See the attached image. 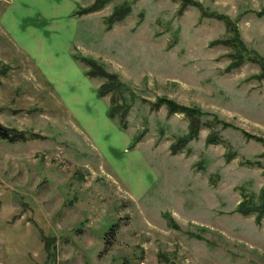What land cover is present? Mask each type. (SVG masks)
Returning <instances> with one entry per match:
<instances>
[{"label":"rangeland","instance_id":"1","mask_svg":"<svg viewBox=\"0 0 264 264\" xmlns=\"http://www.w3.org/2000/svg\"><path fill=\"white\" fill-rule=\"evenodd\" d=\"M95 2L0 0V264H264V0Z\"/></svg>","mask_w":264,"mask_h":264},{"label":"trees","instance_id":"2","mask_svg":"<svg viewBox=\"0 0 264 264\" xmlns=\"http://www.w3.org/2000/svg\"><path fill=\"white\" fill-rule=\"evenodd\" d=\"M109 1H111V0H96L95 4H93L92 6L87 8L86 11L85 10L84 11L85 12H96L101 7H104ZM180 1H181V4H180V9H179V14L182 15L183 12L185 11V9L189 6H191L192 3H191V0H180ZM193 5L200 9V13H202V17H206L207 16L206 13L211 14V13H209L208 9L205 8L204 6H202L201 4H193ZM130 12H131V8L129 6H127L125 8L124 7L117 8L114 11V13L112 15H110L108 17V19L106 20L108 28H110L113 23L121 21L123 18H125V16L130 14ZM217 16L220 19L224 20V22L228 25L230 31L235 30V23H233L227 16H225V18L222 15H220V16L217 15ZM236 31H237V29H236ZM219 42H221V41H215V42H212L211 44L216 45V44H219ZM231 47L233 48V50L231 51L230 56L232 57L231 63L233 62L234 68L240 66V64H242L243 62L249 61V60H255V61L259 62L260 64H264V61H263L262 57L258 54V52L254 49H251L246 44V42H244V40L241 38L239 31H238V35H236V37H234V42L232 43ZM263 68H264V66H263ZM230 70H231V68L228 69V71H230ZM89 74H91V72ZM110 77H111L112 81H110L107 84H104L100 87L99 92L102 96H106V95H109L111 93L116 95L119 92V91H117V93H115V90H116V86H117V88L121 87V84L119 83L118 79H116V76H110ZM123 92H124V90L122 89V90H120L119 93H123ZM112 101H113L112 102V109H111L112 116L115 115V112L117 111L118 107L124 108V109L126 108V105L125 104L123 105V103L120 104V106L119 105L117 106V104H118L117 99L114 98V96H112ZM165 101L167 102L165 104L168 105V108H170L169 113L175 114L177 112H180V113H184L187 117H189V119H199V114L197 113L196 110L189 109L185 106H181L172 100L166 99ZM189 128H190L189 135L186 139H181L179 142H177V143L175 142L171 145L173 154L179 148L181 141L187 142L189 139H191L195 135L197 128H196V125L194 124V121L191 120ZM247 136L253 137L256 140L263 142V144H264V139H262V137L248 135V134H247ZM21 138H22L21 133H17L15 131V129L8 128V127H6L0 123V140H5V141L11 142V143H15L16 141L20 140ZM210 141H212V139H210ZM249 163L252 164V161H249ZM255 165L257 166V165H261V164L255 163ZM259 199L261 200L260 203H254V202H249V201L246 202V200H244L237 207V212H239L243 215L254 214L257 217L256 218L257 222L260 223L261 218L264 216V191L260 195Z\"/></svg>","mask_w":264,"mask_h":264}]
</instances>
